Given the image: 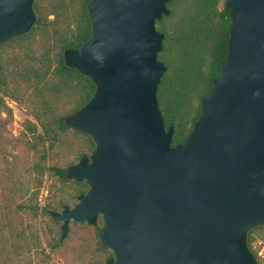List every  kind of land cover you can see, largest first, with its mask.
I'll list each match as a JSON object with an SVG mask.
<instances>
[{"label": "water", "instance_id": "water-1", "mask_svg": "<svg viewBox=\"0 0 264 264\" xmlns=\"http://www.w3.org/2000/svg\"><path fill=\"white\" fill-rule=\"evenodd\" d=\"M35 1L0 0V47L31 32ZM171 1H89L92 34L63 53L96 86L64 120L95 144L66 171L88 191L50 214L62 239L101 221L102 264H259L248 234L264 227V0H224L227 60L177 146L157 98L167 67L156 22Z\"/></svg>", "mask_w": 264, "mask_h": 264}, {"label": "trees", "instance_id": "trees-1", "mask_svg": "<svg viewBox=\"0 0 264 264\" xmlns=\"http://www.w3.org/2000/svg\"><path fill=\"white\" fill-rule=\"evenodd\" d=\"M89 1L36 0L37 23L31 32L0 47V106L11 113L4 101L9 98L29 110L36 123L27 122L26 128L37 139L32 149L37 143L44 145L43 159L53 152L60 134L71 129L65 125V118L95 93L92 80L66 66L63 58L65 50L81 47L92 34ZM167 8L170 15L156 22L158 31L165 36L158 59L167 67L157 98L166 128L174 127L172 146H177L192 133L201 116L202 102L221 75L228 56L231 20L224 0H172ZM51 16L53 20H49ZM9 45L23 51L18 49L5 57L2 50ZM69 105L71 108L64 115L58 114L60 106ZM75 132L86 138V147L92 152L93 140ZM84 156L88 153L79 152V160ZM37 168L44 171L42 166ZM48 170L64 182L72 181L66 177L67 169ZM75 184L87 187L85 182ZM256 229L248 234L251 250V235Z\"/></svg>", "mask_w": 264, "mask_h": 264}, {"label": "rangeland", "instance_id": "rangeland-1", "mask_svg": "<svg viewBox=\"0 0 264 264\" xmlns=\"http://www.w3.org/2000/svg\"><path fill=\"white\" fill-rule=\"evenodd\" d=\"M18 49L9 45L2 52L7 57L23 51ZM4 101L11 113L0 106V264L104 263L112 253L100 248L97 237L100 221L95 227L71 224L62 239V224L50 214L61 212L64 206L73 207L79 190L88 189L74 181L64 182L48 170L67 169L78 163L79 152L89 156L86 138L69 129L60 134L53 152L43 159L44 145L37 143L36 149H32L37 139L26 128L27 122L36 120L26 107L9 98ZM70 108L71 105L60 106L58 114L64 115ZM38 132L41 133L40 128ZM251 238V251L256 256L258 247L264 246V229L254 230ZM256 258L259 264H264V257Z\"/></svg>", "mask_w": 264, "mask_h": 264}, {"label": "built area", "instance_id": "built-area-1", "mask_svg": "<svg viewBox=\"0 0 264 264\" xmlns=\"http://www.w3.org/2000/svg\"><path fill=\"white\" fill-rule=\"evenodd\" d=\"M257 256L258 257H264V246H259L258 247Z\"/></svg>", "mask_w": 264, "mask_h": 264}, {"label": "flooded vegetation", "instance_id": "flooded-vegetation-1", "mask_svg": "<svg viewBox=\"0 0 264 264\" xmlns=\"http://www.w3.org/2000/svg\"><path fill=\"white\" fill-rule=\"evenodd\" d=\"M87 191H88V189H87ZM87 191H86V192H87ZM86 192H85V193H86ZM73 206H74V205H73ZM62 210H63V209H62ZM100 222H101V221H100Z\"/></svg>", "mask_w": 264, "mask_h": 264}]
</instances>
